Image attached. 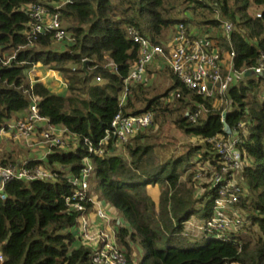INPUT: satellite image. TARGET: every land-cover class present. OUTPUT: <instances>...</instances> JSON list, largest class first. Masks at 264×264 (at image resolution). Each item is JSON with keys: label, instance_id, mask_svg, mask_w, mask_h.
<instances>
[{"label": "trees", "instance_id": "1", "mask_svg": "<svg viewBox=\"0 0 264 264\" xmlns=\"http://www.w3.org/2000/svg\"><path fill=\"white\" fill-rule=\"evenodd\" d=\"M61 2L0 0V56L15 55L7 67L0 66V128L25 112L34 95L39 97V114L77 142L66 150L52 147L43 160L26 161V167L50 170L56 175L54 182L13 180L5 185L6 199L0 200L1 264H90V251L75 236L79 214L67 212L64 204L72 186L58 169L77 175L85 158L95 170L93 190L99 200L112 205L125 221L113 222V231L128 264H264V79L240 81L228 90V104L216 109L209 99L184 89L163 67L166 87H151V81L132 86L125 104H120L124 80L139 55L128 37L129 28L160 45L182 23L188 31L199 30L217 40L220 48L233 50L234 70L240 71L253 67L264 53V0H69L55 8ZM33 3L58 12L73 41L55 44L49 33L27 37L25 7ZM251 8L260 11V17L250 15ZM224 21L233 26L229 42L220 38ZM36 65L62 75L65 96L53 94L40 82L30 84L27 74ZM155 66L160 68L150 67ZM95 80L101 83L93 84ZM176 93L177 98L171 97ZM196 105L209 111L190 123L185 113ZM223 110L226 125L238 133L237 147L249 160L240 174L245 194L234 206L242 224L237 232L224 233L225 238L200 231L192 244L184 234L197 213L200 225L212 217L209 197L215 190L194 196L196 163L216 167L218 162L207 141L168 159L156 153L149 133L131 139L120 154L113 137L103 156L88 153L84 145L88 139L97 147L119 112H151L158 130L170 120L201 141L226 137ZM239 123L244 129L237 127ZM9 160L1 158L2 165L21 164ZM154 187L159 189L156 201L149 192ZM85 207L87 212L92 208L90 203Z\"/></svg>", "mask_w": 264, "mask_h": 264}, {"label": "built area", "instance_id": "2", "mask_svg": "<svg viewBox=\"0 0 264 264\" xmlns=\"http://www.w3.org/2000/svg\"><path fill=\"white\" fill-rule=\"evenodd\" d=\"M66 3H69V0H62L61 3L55 5V8ZM25 12L29 18L24 29L27 37L49 33L55 44L73 41L65 31L58 12L48 11L40 3L28 5L25 7ZM257 17L260 15L258 14ZM220 30V38L229 42L233 26L224 21ZM127 34L131 41L138 46L139 55L124 80L121 105L125 104V99L132 86L149 83L147 71L152 65L161 64L168 68L184 89L209 99L213 107L215 105L222 107L228 104L226 98L228 90L248 78L246 77L247 72L251 73L250 78L264 79L263 52L259 54L253 67L236 71L234 70L235 53L233 50L228 52L224 48H220L217 40H211L208 35L201 34L199 30L188 31L182 23L176 24L171 39L160 45L153 44L133 28H129ZM14 57V54L0 56V66L7 67ZM108 67H112V65L108 64ZM30 84L33 83L30 81ZM178 96V93L171 95L176 98ZM38 102V96H31L27 115L22 119L6 121L5 125L0 128V139L6 138L15 142L30 143L35 135H38L41 139L40 143L48 145V153L52 147L63 148L66 131L55 132V128L49 124L48 119L39 114ZM208 111L203 105H196L193 111H186L185 116L188 122L196 123ZM225 114L223 110L221 114L223 125L226 124ZM154 127L151 112L132 116H126L119 112L111 120L110 129L106 131L97 147L88 139L84 140V145L88 153L103 156L110 138L113 137L115 146L121 148L134 137L145 131L148 133ZM237 127L244 129L245 125L239 123ZM225 134L226 137L217 135L211 139L202 140V142L210 143L216 150L218 162L216 167L210 165V162L196 163L194 177L198 184L200 182L199 193L195 194L194 192L196 198L201 197L205 191L215 190L213 196L209 197L213 205L212 217L206 220L199 230L210 234L214 233L213 235H217L219 238H225L224 233L226 232H237L242 224L234 206L245 194L240 174L249 162L237 147L240 143L238 133L231 130L230 134ZM1 162L0 157V200L6 199L5 185L10 181L54 182L56 179V175L43 166L26 167V161H22L20 165H2ZM58 169L65 173L67 183L72 186V193L64 199V204L67 212L79 214L75 236L80 246L90 251V264H128L124 253L117 246L114 231L110 228V224L114 220V207L89 195L88 179L94 170L90 159L83 160L82 168L77 175L67 173L64 168ZM201 178L205 181H202ZM203 185L207 186L206 190ZM85 203H90L92 206L88 212ZM2 261L0 255V264Z\"/></svg>", "mask_w": 264, "mask_h": 264}, {"label": "rangeland", "instance_id": "3", "mask_svg": "<svg viewBox=\"0 0 264 264\" xmlns=\"http://www.w3.org/2000/svg\"><path fill=\"white\" fill-rule=\"evenodd\" d=\"M259 13H260V11L256 10L255 8H251L249 10L250 15H257ZM189 28H191V27L189 26ZM172 32L168 36V39H167L168 41L171 39ZM41 67L42 66H40L38 68V71L28 72L29 75H31V76L34 74L36 75L37 73L43 75L44 74L43 72L47 73V69L41 68ZM151 67H149V69H148L149 72L147 75L149 78V82L150 81L152 82L151 87H155L157 89H161L164 86L166 87L169 84V82L167 80L165 81L164 77L163 78L161 77V70L163 67H161V68H157L156 66L153 68H151ZM61 77H62V75H61ZM95 83H101V82L100 81L98 82L95 80L93 82V84H95ZM171 108H173V106H171ZM214 108L219 109L220 107L218 105H215ZM146 132L147 131H145L144 133H146ZM148 133L150 135H153V137H154L153 141L156 145L155 151L158 155L161 156L160 158H162V159L179 157L180 154H182L186 149H188L187 147L189 145L203 143L199 138L188 136V135L182 133L181 131H179L170 122V120L165 123V125L162 127V129L158 130L157 126H155ZM64 138H65V145L61 149L66 150L67 148L75 147L77 145L76 141L73 142L74 140H76L73 136H71V138H69L66 135V137L64 136ZM40 142H41V140H39L38 143H40ZM117 151H118L117 153L120 154L122 152V149L119 148ZM41 152H42V154L45 153L44 150H42ZM94 176H95V170H93L90 173V177L88 179L89 187H90L89 188V195L91 197H96L99 199L98 195L93 190ZM201 180L205 181L203 178H201ZM199 184H200V182H199ZM199 184H197L194 187L195 188L194 189L195 194L199 193V186H200ZM158 191H159V189L157 187H154V188L149 190L150 195L152 196V198L155 201L157 200V197H158ZM113 214H114V220L113 221L115 224H119V222H121V224L125 223V221L121 218L120 212H118L116 209L113 211ZM199 215H200V213H199ZM199 215L197 213L194 217H192L184 229V234H186V236L188 237L187 239L192 244H195L196 240L201 237L199 228L201 227L200 224H202V220L199 218ZM76 231H77V227L75 228V232Z\"/></svg>", "mask_w": 264, "mask_h": 264}, {"label": "crops", "instance_id": "4", "mask_svg": "<svg viewBox=\"0 0 264 264\" xmlns=\"http://www.w3.org/2000/svg\"><path fill=\"white\" fill-rule=\"evenodd\" d=\"M109 64L112 65V62H109ZM41 65H36L33 67L29 72H35L38 71V68ZM160 68L163 67V65H158ZM44 68V67H41ZM47 69V68H46ZM44 74L41 75L37 73L36 75H28L29 80L32 83L40 82L42 83L46 88H48L53 94L59 95V96H65L66 95V80L61 77V75L58 72L51 71L47 69V73L43 72ZM27 115V110L23 113L18 114L17 116L12 117L9 121H14L17 119H22ZM55 129V132H62L65 129L62 126H53ZM66 137V135H64ZM71 138V136H68ZM39 138L38 135H35V137L30 141V143H26L24 141L15 142L12 140H8L6 138L0 139V157L2 159L10 158L9 161H16V162H22V161H32V160H43L48 153V145L47 144H41L38 143ZM42 150L45 151L44 154H42ZM114 222V221H113ZM113 222L110 224V228L113 229Z\"/></svg>", "mask_w": 264, "mask_h": 264}, {"label": "water", "instance_id": "5", "mask_svg": "<svg viewBox=\"0 0 264 264\" xmlns=\"http://www.w3.org/2000/svg\"><path fill=\"white\" fill-rule=\"evenodd\" d=\"M82 70L85 71V63H84V62H83ZM250 75H251L250 72H247V73H246V77H249ZM223 127H224V132H225V133H227V134H230V133H231V130H230V128L228 127V125L224 124Z\"/></svg>", "mask_w": 264, "mask_h": 264}]
</instances>
